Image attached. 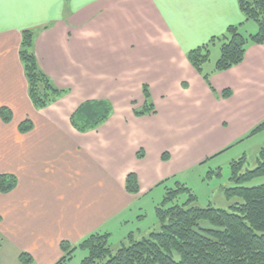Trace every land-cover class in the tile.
Here are the masks:
<instances>
[{
  "label": "crops",
  "instance_id": "1",
  "mask_svg": "<svg viewBox=\"0 0 264 264\" xmlns=\"http://www.w3.org/2000/svg\"><path fill=\"white\" fill-rule=\"evenodd\" d=\"M231 24L246 34L258 29L237 0H0V111L12 115L6 122L0 113V175L17 180L0 191V264H22V251L36 264H57L63 241L76 246L129 224L144 192L180 169L217 156L257 161L264 129L249 133L264 122V45L248 44L240 64L214 72V90L187 58ZM27 29L40 67L68 90L43 109L30 100L20 59ZM143 85L155 112L139 116ZM99 99L110 101L111 116L78 131L72 114ZM26 120L32 127L23 132ZM172 148L184 159L181 168L163 166L173 158L160 155ZM130 173L138 176V194L125 188Z\"/></svg>",
  "mask_w": 264,
  "mask_h": 264
},
{
  "label": "trees",
  "instance_id": "2",
  "mask_svg": "<svg viewBox=\"0 0 264 264\" xmlns=\"http://www.w3.org/2000/svg\"><path fill=\"white\" fill-rule=\"evenodd\" d=\"M237 2L246 20L257 23V31L246 34L239 24H231L222 34L212 36L208 42L187 53L191 65L213 90L210 78L214 72L240 64L245 58L248 44L264 45V0ZM217 43H220V56L210 67L211 49ZM19 54L28 82V94L37 109L48 107L68 93L67 89L57 87L40 67L35 52L34 30L22 32ZM143 93L144 106L134 110L139 116L155 112L148 85H143ZM230 94V90H225L222 96L228 97ZM112 112L113 106L106 99L87 100L72 114L71 123L78 131L88 132L106 122ZM0 113L6 122L11 120L10 109L3 107ZM31 127V122L26 120L19 129L24 132ZM263 129L264 122L249 135ZM138 156L141 158L144 154L140 151ZM247 163L245 155L230 162L232 184L224 188V193L227 198L238 197L241 201L233 203L229 209L197 205V197L191 189L176 181L175 187L167 188L162 205L157 206L159 230H153L140 239L130 238L128 245L122 242L116 251L109 243L108 232L92 233L76 246L63 241L61 248L64 255L57 264L72 259L77 249L87 252L80 264H264V183L246 184L264 175V151L257 157L255 167L248 168ZM170 178L162 180L160 184ZM16 183L15 175H0L1 192L10 191ZM125 188L130 193H139V180L135 173L127 175ZM182 192H187L188 198L182 203H174ZM170 202L174 204L167 206ZM19 261L22 264H36L26 251L20 252Z\"/></svg>",
  "mask_w": 264,
  "mask_h": 264
},
{
  "label": "rangeland",
  "instance_id": "3",
  "mask_svg": "<svg viewBox=\"0 0 264 264\" xmlns=\"http://www.w3.org/2000/svg\"><path fill=\"white\" fill-rule=\"evenodd\" d=\"M215 47H217V55L216 52H213L214 56H211V64H215L220 56V43H217ZM212 51H214V49ZM164 155H166L167 157L165 158ZM160 156V158H162L164 161H168L169 159L173 158L168 164H163L164 168L170 166L181 168L182 166H184V159L180 154L176 153L175 149L173 148L164 149ZM225 157L226 156L213 157L210 158L207 162L197 164L195 166H190L189 168H186L184 170L180 169L179 171H177V173H175V175H172V178L168 179L166 182L161 184L159 182L153 188L145 191L141 196V199L138 200V202L132 207L131 211L127 214L128 218H131L129 224L125 223L124 225H116L114 227L113 233L109 236L108 239L112 248L115 251L118 250V248H120V246L122 245V242L128 245L130 243V238L127 235L129 231L137 234L136 238H142L148 235L153 230H159L160 220L156 211L157 206L162 205L167 192V188L175 187L176 181L184 183L191 189V191L197 197L196 204L201 207L213 205L218 208L229 209L233 203L241 201V199L238 197L227 198L224 193V188L232 184V181L230 180L231 161H227L228 159L226 160ZM256 165V159H254V156L250 154L247 167L253 168ZM261 183H264V175L254 178L248 181L246 184L257 185ZM187 198L188 193L182 192L174 203H182ZM174 203L170 202L167 206ZM205 224H208V222L205 221ZM147 230H149V232L144 233ZM139 232H142V234L144 235H141L142 237H139ZM86 253L87 252L83 249H77L72 259L59 264H80Z\"/></svg>",
  "mask_w": 264,
  "mask_h": 264
}]
</instances>
